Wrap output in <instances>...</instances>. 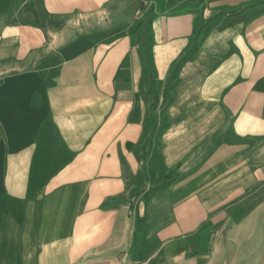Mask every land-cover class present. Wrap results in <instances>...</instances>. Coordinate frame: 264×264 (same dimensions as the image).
<instances>
[{"label":"crops","instance_id":"obj_1","mask_svg":"<svg viewBox=\"0 0 264 264\" xmlns=\"http://www.w3.org/2000/svg\"><path fill=\"white\" fill-rule=\"evenodd\" d=\"M241 261L264 264V0H0V264Z\"/></svg>","mask_w":264,"mask_h":264},{"label":"rangeland","instance_id":"obj_2","mask_svg":"<svg viewBox=\"0 0 264 264\" xmlns=\"http://www.w3.org/2000/svg\"><path fill=\"white\" fill-rule=\"evenodd\" d=\"M151 11H152V6L145 4L143 10H141V14H144L143 18L141 19V17L139 16V24H138V29L139 30H146V28L148 27L149 21L151 20ZM141 19V20H140ZM147 43V42H146ZM243 262L241 261V264ZM229 264V263H227Z\"/></svg>","mask_w":264,"mask_h":264}]
</instances>
